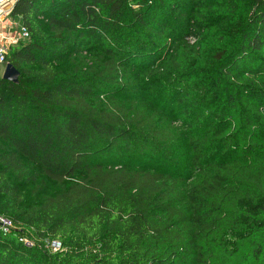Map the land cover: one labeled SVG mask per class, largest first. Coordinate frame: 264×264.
<instances>
[{
	"label": "trees",
	"instance_id": "trees-1",
	"mask_svg": "<svg viewBox=\"0 0 264 264\" xmlns=\"http://www.w3.org/2000/svg\"><path fill=\"white\" fill-rule=\"evenodd\" d=\"M8 16L29 39L8 50L18 82L0 76V264H264V0ZM182 145L186 175L125 164L174 165Z\"/></svg>",
	"mask_w": 264,
	"mask_h": 264
},
{
	"label": "rangeland",
	"instance_id": "rangeland-1",
	"mask_svg": "<svg viewBox=\"0 0 264 264\" xmlns=\"http://www.w3.org/2000/svg\"><path fill=\"white\" fill-rule=\"evenodd\" d=\"M12 0H8L6 4H10ZM6 6V5H5ZM4 7V6H3ZM148 108L158 110L162 115L168 116V118L176 123H182V116L178 112L177 107L173 103H167L166 101L153 96L146 95L140 97ZM188 151L182 145L177 151V163L174 165H166L161 160L149 159L147 157H141L136 161L126 160L125 164L132 168H143L150 171L168 172L175 176L188 174ZM56 189L53 186L47 188L46 193H53Z\"/></svg>",
	"mask_w": 264,
	"mask_h": 264
},
{
	"label": "built area",
	"instance_id": "built-area-1",
	"mask_svg": "<svg viewBox=\"0 0 264 264\" xmlns=\"http://www.w3.org/2000/svg\"><path fill=\"white\" fill-rule=\"evenodd\" d=\"M7 1L8 0H0V8L7 5L6 4ZM15 1L16 0H12L13 3ZM12 6H13V4H12ZM9 11H7V13ZM28 39H29V33L22 24L19 25L18 32L16 33V36H14L12 38L0 36V66L5 68V66L7 65L8 50L11 46H16L19 42H25ZM6 225H8V224L6 223L4 226H6ZM51 247L54 251H57L60 249V245L57 243L52 244Z\"/></svg>",
	"mask_w": 264,
	"mask_h": 264
},
{
	"label": "crops",
	"instance_id": "crops-1",
	"mask_svg": "<svg viewBox=\"0 0 264 264\" xmlns=\"http://www.w3.org/2000/svg\"><path fill=\"white\" fill-rule=\"evenodd\" d=\"M13 2L11 1L10 4H7L4 7L0 8V36L12 38L16 36L18 32V27L21 22L17 19H12L8 16L9 10H11ZM7 11H9L7 13ZM12 47V46H11ZM14 47V46H13ZM4 68L0 66V76H2Z\"/></svg>",
	"mask_w": 264,
	"mask_h": 264
},
{
	"label": "water",
	"instance_id": "water-1",
	"mask_svg": "<svg viewBox=\"0 0 264 264\" xmlns=\"http://www.w3.org/2000/svg\"><path fill=\"white\" fill-rule=\"evenodd\" d=\"M19 72L14 68L13 65L7 64L4 68L2 78L12 83H17ZM7 222L0 218V226H4Z\"/></svg>",
	"mask_w": 264,
	"mask_h": 264
}]
</instances>
